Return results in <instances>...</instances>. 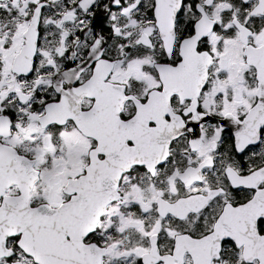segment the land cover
Segmentation results:
<instances>
[{"label":"snow or ice","instance_id":"6c2138e0","mask_svg":"<svg viewBox=\"0 0 264 264\" xmlns=\"http://www.w3.org/2000/svg\"><path fill=\"white\" fill-rule=\"evenodd\" d=\"M0 264H264V0H0Z\"/></svg>","mask_w":264,"mask_h":264}]
</instances>
